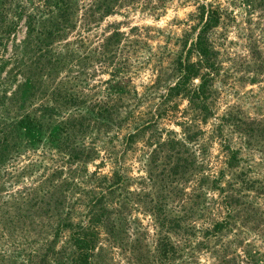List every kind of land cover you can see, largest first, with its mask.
Here are the masks:
<instances>
[{"label": "rangeland", "instance_id": "obj_1", "mask_svg": "<svg viewBox=\"0 0 264 264\" xmlns=\"http://www.w3.org/2000/svg\"><path fill=\"white\" fill-rule=\"evenodd\" d=\"M71 1H74L73 25L62 39L50 46L46 59L42 58L41 64L38 62L31 68L35 76L32 88L26 93L28 98L9 101L23 78L14 71L12 61L0 70V105H6L9 113L22 105L20 101L29 107L30 113L35 109L58 108L57 118H66L80 109L82 113L85 109L92 111L104 106L98 103L108 101L107 96L120 86L126 93L120 104L106 106L119 108L118 117L123 118L127 127L107 134L91 129L90 133L79 135L77 145L83 141L85 147L95 149L96 153L94 160L83 166L78 162L69 165L64 153H58L44 142L21 151L0 169V264H28L33 257V261L36 260L38 253H43L57 221V213L53 210L56 205L50 207L46 203H52L51 200L58 197L66 208L79 197L78 193L69 194V190L64 193L66 199L57 196L59 189L55 186L71 180L81 189L94 186L95 183L85 182L100 163L102 174L109 175L119 168L128 178L126 192L130 193L126 194L128 203L124 205L120 221V246L107 244L102 264H181L189 257L187 250L182 259H178L177 254L169 262L158 257L155 249L159 228L154 210L162 215L161 219L165 218L166 223L182 217L184 224L199 228L204 217L216 212L212 210L211 202L217 193L206 183L200 191V176L218 177L224 173L220 185L226 187L228 179L243 172L246 177L264 185V0ZM53 2L0 0V59L8 60L18 45L17 54L23 60L29 58L26 60L28 67H31L33 56L38 60V54L31 47H21L28 36L25 16L19 19L18 15L23 10L36 13L39 21L36 29L47 28L50 21L43 18L47 10L54 11ZM203 4L216 7L221 13L219 24L210 33L219 67V74L211 85L213 95L209 108L212 114L203 120L202 114L196 116L197 112L188 108L187 101L178 97L167 102L164 106L168 107V113L156 119V109L162 106L159 104L167 89L177 81L176 61L184 59L201 27L199 7ZM9 22L16 25L14 30L8 35L2 34L1 28L7 27ZM51 55L54 58L62 56V62L46 64ZM190 60L195 61L194 55ZM194 82L198 84V80ZM65 94L79 95L80 102L65 103L62 100ZM150 120L156 122L155 129L136 138L131 148L125 150V135L136 125ZM238 121L245 123L237 125L245 127L246 133L234 126L240 123ZM248 125L263 132H254L253 137H249L247 127L252 126ZM155 131L156 138L147 140ZM195 131L200 132L197 140L188 143V152H182L188 162L194 161L184 174L171 171L174 158H165L162 152L151 154L156 139L183 140L187 132ZM167 132L171 134L167 136ZM148 142L150 145L147 146ZM224 144L239 149L242 161L238 167H227ZM81 167L83 173L80 176L72 173ZM73 187L72 184L70 188L75 189ZM199 192L202 197L196 200L195 194ZM245 193L251 195L250 201L264 213V191L261 194L259 191ZM17 208H20L19 212ZM25 209L29 210L26 214L30 216L19 218L17 215H25ZM200 209L203 210L197 215ZM8 217L15 223L12 228L8 227ZM241 217L235 222L242 233L236 243L243 240L244 246L248 242L253 246L251 249L264 255V233L259 231L261 229L254 230L252 223ZM217 218L218 215L214 216ZM175 231L177 229L167 236L174 246H180L183 239L180 240ZM233 233L238 232L233 230L227 240L234 239ZM194 234V237L183 236H188L195 244L202 240V234ZM60 245L58 243L57 247ZM235 248L231 246L232 250ZM194 253L197 264L213 261L205 249L199 248Z\"/></svg>", "mask_w": 264, "mask_h": 264}, {"label": "trees", "instance_id": "obj_2", "mask_svg": "<svg viewBox=\"0 0 264 264\" xmlns=\"http://www.w3.org/2000/svg\"><path fill=\"white\" fill-rule=\"evenodd\" d=\"M53 1L52 7L54 11L47 10L46 14H44L47 18H43L45 21L47 19L48 22L50 21V25L47 28L42 26L41 29H36L39 24L36 13H25L23 10L18 15L19 19L25 16L26 34L28 36L27 41L23 42L21 47L25 45L31 47V50L38 54V60H35V56H33L32 60L30 59L31 67H28V61L26 60L29 58L23 60L18 56V45L8 60L3 61V59H0L1 71L4 65L12 61L16 68L13 70L23 78V83L18 86L17 91L8 99L9 101H17V99L23 98L25 100L29 97L26 93L29 88H32L31 84L35 76L34 70L31 68L38 62L41 64L40 60L42 58L46 59L50 53V46L55 41L62 39L73 25L74 1ZM199 9L200 16H202L201 27L195 40L190 43L184 59L180 58L176 61L177 81L167 89L164 99L159 104L162 106L156 109V119L166 115L169 109L164 105L167 102H173L178 97L187 101L188 108L197 112L195 113L196 116H201L202 114L203 120H206L212 114L209 108V102L213 95L211 85L219 74V67L216 64L217 56L216 51L213 49L210 33L219 24L221 13L218 8L210 4L200 5ZM41 14L43 15V12ZM15 26V24L9 22L7 27L1 28L2 34L8 35L14 30ZM34 34L37 36H34ZM193 55L195 61L190 60ZM61 57L54 58L51 55V59H47L46 64H51L54 61L62 62ZM38 70L43 69L39 68ZM195 80H198V84H195ZM116 86H119V83ZM112 94L114 96L110 98ZM125 94L119 86L114 93L107 96L108 101L98 103V105L104 106H98L92 111L85 109L82 113V109H80L75 115H70L66 118L65 116L57 118L60 112L58 108L35 109V114L30 113L29 109H27L29 107L21 101L20 104L22 105H17L16 111L10 112L13 114L10 116L7 106L0 105V169L8 162L14 160L21 151L32 149L44 142L58 153H64L69 165L78 162L83 166L93 161L96 154L95 149L85 147L86 143L81 142V138V143L78 146V137L79 135L90 133L91 129L107 134L127 127L125 123L123 124V118L119 119L118 117L119 108L106 106L120 104L122 96ZM65 95L62 96V100L65 103L69 102L73 105L80 102L79 95ZM172 116L175 117L174 114ZM224 120L226 121V118ZM237 124L243 126L245 123H235L234 126L240 128V130L243 129L244 133H246V128H241ZM155 126L156 122L152 120L136 125L125 135L124 149H130L136 138L145 136L149 130L155 129ZM248 126H252V128L247 127V133H250L249 137H253L254 132L261 134L262 130H257L253 125ZM156 131L155 134H150L147 140L152 137L156 138ZM167 134L169 136L171 132H167ZM199 135L200 132L195 131L194 133L187 132L185 134L186 138L183 140L173 139L172 137H167L163 141L156 139L151 154L158 155V153L162 152L165 153V158H174L175 162L171 165V171L173 173L180 171L181 174H184L188 168L193 166L194 161L188 162L187 157H183L182 152H188V143L196 141ZM75 142L76 145L74 144ZM148 145H150L149 142ZM227 145L224 144L226 165L229 169H233L238 167L242 160L239 157V149H234ZM100 165H96V171L85 182L88 184L95 183L94 186H84L81 189V187H77V183H72L74 180L70 182L61 181L59 185L55 186V189H59L57 196L66 199L67 195L64 193L69 190V194L78 193L79 197L75 199V203L68 205L66 208H64L58 197L51 200L52 203H46V206L50 207L52 204L56 205L53 210L57 213V221L52 229L50 240H47L45 244L43 253H38L36 260L33 261V257L31 261H28V264H102L104 262L102 257L107 251L106 245L120 246L118 243L121 238L119 235L121 231L120 221L125 209L124 205L128 203L126 194H130L126 192L128 178L120 172L119 168H115L109 175L102 174L100 173ZM82 170L83 167L81 169L76 168L72 173L80 176L83 173ZM78 171L79 173H77ZM223 174L221 173L218 177H211L210 175L200 176L198 183L200 191L204 187L203 184L206 183L212 191L217 192L211 202L212 210L215 209L216 212L212 216L204 217L201 227L196 228L193 225L184 224L185 220L182 217L169 220L166 223L165 218L161 219L162 215L154 210L159 228V238L157 239L155 250H157L160 260L169 262L176 254L178 259H182L187 250V256L189 257L188 259L184 258L181 264H197L194 252L202 248L206 250L213 260L211 264H264L262 261L264 255H260L259 251L251 249V247L253 248L252 245L247 242L243 246V240L236 243L242 237V233L235 225L236 220L242 216L243 220L252 223L254 230L261 229L259 231L264 233V213L250 201L251 195L245 193V191L252 193L259 191L261 194L264 191V185L256 179L246 177L245 173L241 172L233 175L234 178L228 179L226 182V187H222L220 180H222ZM72 184L75 189L70 188ZM200 197H202L201 192L195 194L196 200H199ZM112 204L115 205L114 208ZM59 206L61 207L60 209ZM81 208L83 209L80 210ZM37 209L41 210L39 206ZM19 210L20 208L16 209L17 212ZM157 210L160 209L157 207ZM202 210L200 209L196 214L198 215ZM24 212L25 215L19 214L17 216L27 219L30 216L26 214L29 213V210L25 209ZM216 215H218V218L214 219ZM200 216L203 217L201 214ZM7 220L8 227L12 228L15 224L13 219L8 217ZM245 221L241 222L244 224L246 223ZM176 229L178 232L175 231L174 234L179 236L180 240L183 239V244L180 246H174L175 244L167 236L170 231ZM233 230L238 233H233V240H227V236ZM193 232L202 234V240L195 244L188 236H183L184 234H189L194 237L195 234L193 235ZM58 243H61L60 247H57ZM232 245L237 248L232 250ZM239 247L243 249H239Z\"/></svg>", "mask_w": 264, "mask_h": 264}]
</instances>
